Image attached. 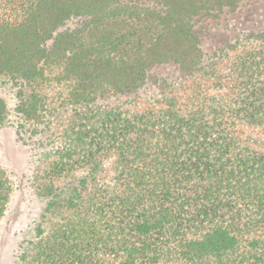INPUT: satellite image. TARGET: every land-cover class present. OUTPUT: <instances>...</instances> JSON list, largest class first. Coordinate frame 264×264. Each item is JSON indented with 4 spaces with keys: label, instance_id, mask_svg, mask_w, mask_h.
Here are the masks:
<instances>
[{
    "label": "trees",
    "instance_id": "obj_1",
    "mask_svg": "<svg viewBox=\"0 0 264 264\" xmlns=\"http://www.w3.org/2000/svg\"><path fill=\"white\" fill-rule=\"evenodd\" d=\"M262 1L0 0V77L62 141L13 264H264Z\"/></svg>",
    "mask_w": 264,
    "mask_h": 264
},
{
    "label": "rangeland",
    "instance_id": "obj_2",
    "mask_svg": "<svg viewBox=\"0 0 264 264\" xmlns=\"http://www.w3.org/2000/svg\"><path fill=\"white\" fill-rule=\"evenodd\" d=\"M261 3L264 5L263 1ZM17 88L15 80L0 77V98L7 109L5 119L0 122V165L10 178L13 190L9 210L0 220V244L6 241L4 247L0 246V264H10L12 257L9 260V254L18 245V240L25 241L30 237V231L44 205L43 200L35 196L37 173L47 160L49 150L62 142L53 137L42 139L29 123L19 117L16 111ZM121 99L124 98L113 97L108 102L120 103ZM248 134L257 136L256 133ZM262 139L264 142V136ZM81 175L84 173L78 172L75 179Z\"/></svg>",
    "mask_w": 264,
    "mask_h": 264
}]
</instances>
